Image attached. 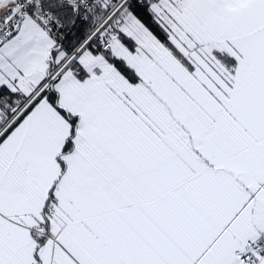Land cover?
I'll use <instances>...</instances> for the list:
<instances>
[{
  "label": "snow or ice",
  "instance_id": "1",
  "mask_svg": "<svg viewBox=\"0 0 264 264\" xmlns=\"http://www.w3.org/2000/svg\"><path fill=\"white\" fill-rule=\"evenodd\" d=\"M0 264H264V0H0Z\"/></svg>",
  "mask_w": 264,
  "mask_h": 264
},
{
  "label": "trees",
  "instance_id": "2",
  "mask_svg": "<svg viewBox=\"0 0 264 264\" xmlns=\"http://www.w3.org/2000/svg\"><path fill=\"white\" fill-rule=\"evenodd\" d=\"M145 23L157 34L160 36L161 39H163V34L160 33L159 29L152 23L150 17L145 13L144 16Z\"/></svg>",
  "mask_w": 264,
  "mask_h": 264
}]
</instances>
